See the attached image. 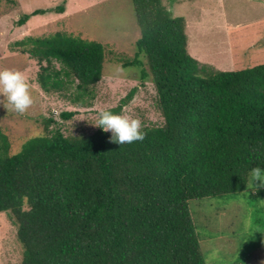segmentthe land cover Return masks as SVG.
Masks as SVG:
<instances>
[{
    "label": "trees",
    "instance_id": "1",
    "mask_svg": "<svg viewBox=\"0 0 264 264\" xmlns=\"http://www.w3.org/2000/svg\"><path fill=\"white\" fill-rule=\"evenodd\" d=\"M67 1L17 25L63 14ZM133 15L137 53L123 64L152 78L164 119L142 129L144 140L119 145L101 128L66 136L49 118L45 134L12 154L0 110V214L17 228L21 264H205L190 203L243 192L250 170L264 168V64L202 78L184 17L162 0H133ZM16 45L41 67L47 93L77 80L74 101L84 106L103 80L100 42L57 32Z\"/></svg>",
    "mask_w": 264,
    "mask_h": 264
},
{
    "label": "rangeland",
    "instance_id": "2",
    "mask_svg": "<svg viewBox=\"0 0 264 264\" xmlns=\"http://www.w3.org/2000/svg\"><path fill=\"white\" fill-rule=\"evenodd\" d=\"M162 1L174 17L185 18L188 50L199 62L198 76L209 78L220 71L264 64V0ZM62 2L0 0V70L22 72L34 101L24 115L8 112L0 105L12 154L20 152L31 138L45 134L49 118L60 124L66 136L94 133L100 129L94 125L98 113L119 107L118 114L138 118L142 129L164 125L152 78L141 80L136 67L123 64L134 60L140 38L133 0H68L63 14L50 12L31 18L25 26L17 25L24 14L51 11ZM57 32L100 42L107 49L103 80L91 88L94 97L85 98L87 105L74 101L77 80L68 85L66 93L45 92L38 77L41 67L21 53L23 47L16 45L29 36L43 38ZM52 65L56 70L61 68L58 61ZM131 93L132 98L128 99ZM63 112L76 115L63 120ZM259 184L260 181L255 182V191L246 188L236 194L190 203L205 264H264V188H259ZM22 260L17 228L2 213L0 264H21Z\"/></svg>",
    "mask_w": 264,
    "mask_h": 264
},
{
    "label": "clouds",
    "instance_id": "3",
    "mask_svg": "<svg viewBox=\"0 0 264 264\" xmlns=\"http://www.w3.org/2000/svg\"><path fill=\"white\" fill-rule=\"evenodd\" d=\"M0 105L7 111H14L24 115L33 105L30 85L20 71L11 69L0 70ZM7 101L4 103L3 101ZM98 120L94 124L104 132H111L110 142L119 145L131 144L145 139L147 133L142 130V123L138 118H129L110 110L98 113ZM260 181L259 188H264V168L254 167L250 170L248 189L258 190L255 182Z\"/></svg>",
    "mask_w": 264,
    "mask_h": 264
}]
</instances>
